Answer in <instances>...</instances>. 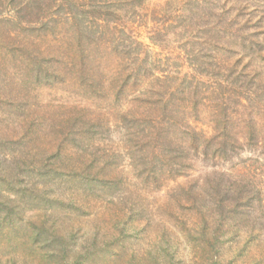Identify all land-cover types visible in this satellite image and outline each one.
Segmentation results:
<instances>
[{
  "label": "rangeland",
  "instance_id": "1",
  "mask_svg": "<svg viewBox=\"0 0 264 264\" xmlns=\"http://www.w3.org/2000/svg\"><path fill=\"white\" fill-rule=\"evenodd\" d=\"M0 264H264V0H0Z\"/></svg>",
  "mask_w": 264,
  "mask_h": 264
},
{
  "label": "trees",
  "instance_id": "2",
  "mask_svg": "<svg viewBox=\"0 0 264 264\" xmlns=\"http://www.w3.org/2000/svg\"><path fill=\"white\" fill-rule=\"evenodd\" d=\"M116 3H118V11H126L127 9L130 8V10H135L136 6H139L140 4V0H116ZM183 93H186L185 90H183ZM168 103H172V100H168L165 101L163 104H160V107L162 109V112L168 115L171 113V111H173L172 106H169ZM196 105V104H195ZM188 110L191 111L190 114V118H184L182 120H178L177 118H169L167 119L166 123H167V129H166V133L163 134L162 132L158 133V136H166L167 139L172 138L173 136L176 135L175 130L171 131L174 126L178 127V132L180 134V136L182 137V142L180 143V149L183 155L186 154V152L188 150H197L200 149V143L204 142L203 138L204 135L202 134L201 130H197L196 126H194L193 124H191V121L193 120H198V118L200 117V110L194 106V113L192 111L191 108L189 107H185ZM175 109L180 110L183 108L178 107L176 108L175 105ZM217 119L219 120H212V124H214V130L215 133L213 135H215L213 137L209 136V137H213V139H218L221 136H224L225 133H227L229 131V125H230V117L229 114L227 113V110L225 108H222L218 111V115H217ZM155 120V119H154ZM182 130V131H181ZM250 132H252L251 134L253 135V127L250 126ZM199 143V144H198ZM205 145V143H204ZM218 145V144H217ZM205 148H208L207 146H205ZM233 148V147H232ZM217 152H219L220 154L223 155H227L228 152L230 151V146L229 144L223 143V144H219L216 148H214ZM188 157H186L185 159H187ZM184 174H182L183 176Z\"/></svg>",
  "mask_w": 264,
  "mask_h": 264
}]
</instances>
